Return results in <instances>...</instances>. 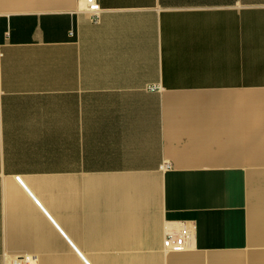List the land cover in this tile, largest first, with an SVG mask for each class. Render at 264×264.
I'll return each instance as SVG.
<instances>
[{"label": "crops", "instance_id": "1", "mask_svg": "<svg viewBox=\"0 0 264 264\" xmlns=\"http://www.w3.org/2000/svg\"><path fill=\"white\" fill-rule=\"evenodd\" d=\"M97 1L0 0V264H264V0Z\"/></svg>", "mask_w": 264, "mask_h": 264}, {"label": "built area", "instance_id": "2", "mask_svg": "<svg viewBox=\"0 0 264 264\" xmlns=\"http://www.w3.org/2000/svg\"><path fill=\"white\" fill-rule=\"evenodd\" d=\"M86 3L87 10L97 18L101 10L98 1L86 0ZM192 239V228L188 225H182L178 230H170L167 232L163 240V248L166 252H181L189 248Z\"/></svg>", "mask_w": 264, "mask_h": 264}]
</instances>
